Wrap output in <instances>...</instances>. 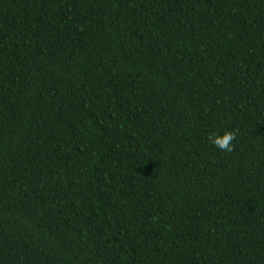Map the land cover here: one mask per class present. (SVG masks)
<instances>
[{"label": "trees", "instance_id": "trees-1", "mask_svg": "<svg viewBox=\"0 0 264 264\" xmlns=\"http://www.w3.org/2000/svg\"><path fill=\"white\" fill-rule=\"evenodd\" d=\"M0 264H264V0H0Z\"/></svg>", "mask_w": 264, "mask_h": 264}]
</instances>
